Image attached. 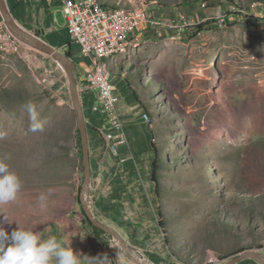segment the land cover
<instances>
[{
  "label": "rangeland",
  "instance_id": "1",
  "mask_svg": "<svg viewBox=\"0 0 264 264\" xmlns=\"http://www.w3.org/2000/svg\"><path fill=\"white\" fill-rule=\"evenodd\" d=\"M111 1L121 8L156 6L158 18L177 23L186 17L193 29L182 41L171 39L172 33L143 41L113 61L118 67L112 66V82L117 88L129 83L127 87L139 93L141 112L148 109L152 117L159 182L155 215L162 214L164 232L156 222L149 231L159 232V238L156 234L147 238L140 230L143 225L130 220L128 212L124 221L107 222L142 264H205L208 250L222 264L243 252L262 254L264 1L239 0L246 8L243 15L253 17L251 21L233 16L222 0ZM56 18L66 24L62 11ZM29 104L43 123L42 131L30 130ZM82 104L85 116L99 122L89 105ZM72 121L77 126L69 76L60 61L31 46L20 54L0 53V159L10 157L4 162L11 171L21 179L24 160L25 165H40V180L44 176L72 184ZM60 170L65 173L59 174ZM88 193V188L82 192L84 201L97 217L96 198ZM67 200L65 208L72 214L71 191ZM10 203L0 204V220L11 213ZM58 215L54 212L50 220L56 221ZM90 238L96 240L92 231ZM102 238L108 247L93 242L100 248L97 255L107 253L116 264L120 252L121 264H133L117 239L108 233ZM238 264L260 263L245 258Z\"/></svg>",
  "mask_w": 264,
  "mask_h": 264
},
{
  "label": "crops",
  "instance_id": "2",
  "mask_svg": "<svg viewBox=\"0 0 264 264\" xmlns=\"http://www.w3.org/2000/svg\"><path fill=\"white\" fill-rule=\"evenodd\" d=\"M65 3L66 0H6L14 27L30 35L38 36L62 54H68L71 50L73 59L79 51L78 46L72 44L68 28H66L67 24L61 25L59 19L56 18L59 10L64 14ZM154 14L157 18L159 17L156 11ZM158 19L169 21L163 18ZM73 47L76 52H73ZM127 84L124 82L121 88H117L114 84L126 135L125 144L113 149L111 141L107 139L106 119L98 116L100 121L92 123L85 116L91 160V181L87 187L88 194L96 198L95 207L99 212L96 219L103 224L111 228L112 225L110 226L107 219L110 222H120L123 214L128 212L129 214L126 215L130 220L143 225L140 230L146 231V233L143 231L144 236L152 238L151 235L156 234V238H159L157 235L159 232L154 229L149 231V228L156 227V222H158V216L155 215L156 187L152 182L153 164L156 158L152 146L155 143L153 125L143 120V114L146 111L141 112L143 103L140 99L137 101L132 88L127 87ZM83 102L89 105L90 109V102L85 100ZM78 135V123L76 126L72 121V151L69 154L72 159V184H69L66 179L63 182L61 180L55 182L50 178V180L45 179L44 176L40 180L38 176L40 165L38 164L37 168L33 166L34 163L29 162L25 165L22 159L21 193H18L17 198L9 204L11 213L8 212L6 217L11 224L5 223L4 226L9 229V233L19 226L22 229L41 231L45 239L55 236L64 247L71 245L74 252L81 255L80 264H90V258L98 256L100 245L92 238L87 240L92 229L85 223L86 213L81 204L80 193L83 185L80 182L81 157ZM43 172L46 173L44 169ZM58 173L64 174L65 171L60 170ZM32 174L37 175L34 176V181L31 178ZM23 189L27 191H22ZM49 189H52L51 193ZM70 191L72 193V214L69 213V209L65 208L69 206L67 198ZM41 194L46 195L44 201L39 200ZM54 212L61 214L58 217L54 216L57 218L56 221L55 218L50 220ZM132 215H134L133 218ZM144 225H146L145 228ZM111 229L114 230L113 227ZM93 242L99 246L95 247Z\"/></svg>",
  "mask_w": 264,
  "mask_h": 264
},
{
  "label": "built area",
  "instance_id": "3",
  "mask_svg": "<svg viewBox=\"0 0 264 264\" xmlns=\"http://www.w3.org/2000/svg\"><path fill=\"white\" fill-rule=\"evenodd\" d=\"M202 8L206 9L207 5L203 3ZM63 9L71 42L79 49L73 60L77 63L81 99L90 102L92 114L106 119L107 139L116 149L125 144L126 135L112 82V66L117 67L113 61L138 49L143 41L163 39L170 33L171 39L182 41L186 31L193 29V23L186 17H181L177 23L162 21L154 14L156 6L108 8L101 0H66ZM4 26L0 14L1 54H20L29 48ZM79 68H83V74ZM143 120L153 125L149 112H144ZM261 255L264 257V250Z\"/></svg>",
  "mask_w": 264,
  "mask_h": 264
},
{
  "label": "clouds",
  "instance_id": "4",
  "mask_svg": "<svg viewBox=\"0 0 264 264\" xmlns=\"http://www.w3.org/2000/svg\"><path fill=\"white\" fill-rule=\"evenodd\" d=\"M31 131L43 130V123L34 107L27 105ZM9 156L0 159V204L14 201L22 187L19 176L5 163ZM51 193L52 189L48 190ZM45 194L39 196L40 201ZM11 224L6 216L0 220V264H80L81 255L70 246L64 247L55 236L43 238L41 231L22 229L19 226L9 233L4 224ZM116 264H121V253L117 252ZM113 260L105 253L90 258V264H111ZM205 264H222L214 252L208 250Z\"/></svg>",
  "mask_w": 264,
  "mask_h": 264
},
{
  "label": "water",
  "instance_id": "5",
  "mask_svg": "<svg viewBox=\"0 0 264 264\" xmlns=\"http://www.w3.org/2000/svg\"><path fill=\"white\" fill-rule=\"evenodd\" d=\"M0 14L2 15L4 22H5L4 27L7 29L8 32H10L13 35L15 39H17L18 41L22 42L25 45L40 49L52 55L55 59H57L58 61L62 63L64 69L66 70L69 76V91H70L71 100L74 106V111H76V115H77L78 131H79L81 146H82L81 153L83 155V165H84V175H85L84 183L82 186V192H83L87 188V186L90 184V181H91V160H90V153H89L90 148H89L87 124H86L85 114L83 112L82 99L80 96L79 87H78L77 78H76L77 64L71 58L70 55L57 52L53 47L46 44L38 36L30 35L14 27L15 25L12 21L10 12L8 11L6 0H0ZM81 203L86 213V216L88 217L92 226L104 231L105 233H108V235H111L112 237L117 239L124 250V254L130 259V261L133 264H142L140 261H138L134 256H132L127 251L128 245L123 240V238L118 235V233H116L114 230H112L107 225L100 222L98 219H96V217L92 215L90 209L87 207L84 201L83 194L81 195ZM245 258H253L257 260L260 264H264V257L261 256L260 253H256V252H243L242 254H239L238 256L232 257L225 264H238L242 262Z\"/></svg>",
  "mask_w": 264,
  "mask_h": 264
},
{
  "label": "trees",
  "instance_id": "6",
  "mask_svg": "<svg viewBox=\"0 0 264 264\" xmlns=\"http://www.w3.org/2000/svg\"><path fill=\"white\" fill-rule=\"evenodd\" d=\"M223 3H226L230 6L231 9H233V12L231 13L233 16H237V17H244L246 19V21H251L253 19V17H248V16H244L243 12L246 10V8L240 3L239 0H222ZM258 2H263L264 0H257ZM103 5L108 7V8H120V6H115L114 3L109 0V1H102ZM11 15V14H10ZM12 18V16H11ZM199 29L202 30V27L199 26ZM68 55H70L72 57L71 54V50H69ZM133 93L137 99V101H139V93H137V91L135 89H132ZM146 109V108H145ZM148 111V109H146V112ZM79 146H80V154L82 147H81V140H80V135H79ZM153 146V150L155 152V162L153 164V174H152V182L156 187V195L157 197L159 196V182H158V178H157V172H158V167H157V160H158V152L156 150V146L155 143L152 144ZM159 220H158V226L161 228V230L164 232V223L162 222V214L159 213ZM85 223L92 229L93 235L95 236L98 244L103 247L105 250H107L108 244L104 243V239L102 238V234H106L104 231L92 226V224L90 223L88 217L85 215L84 217ZM166 244H169L168 241H165Z\"/></svg>",
  "mask_w": 264,
  "mask_h": 264
},
{
  "label": "bare ground",
  "instance_id": "7",
  "mask_svg": "<svg viewBox=\"0 0 264 264\" xmlns=\"http://www.w3.org/2000/svg\"><path fill=\"white\" fill-rule=\"evenodd\" d=\"M145 263V262H144Z\"/></svg>",
  "mask_w": 264,
  "mask_h": 264
}]
</instances>
